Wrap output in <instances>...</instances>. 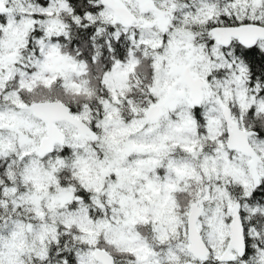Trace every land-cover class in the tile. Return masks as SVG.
I'll use <instances>...</instances> for the list:
<instances>
[{
  "label": "snow or ice",
  "instance_id": "snow-or-ice-1",
  "mask_svg": "<svg viewBox=\"0 0 264 264\" xmlns=\"http://www.w3.org/2000/svg\"><path fill=\"white\" fill-rule=\"evenodd\" d=\"M0 264H264V0H0Z\"/></svg>",
  "mask_w": 264,
  "mask_h": 264
}]
</instances>
